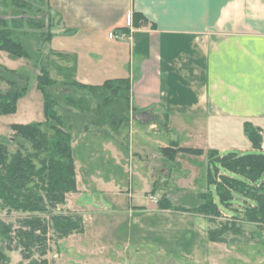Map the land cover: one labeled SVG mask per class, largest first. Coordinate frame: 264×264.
Instances as JSON below:
<instances>
[{
	"label": "crops",
	"instance_id": "obj_1",
	"mask_svg": "<svg viewBox=\"0 0 264 264\" xmlns=\"http://www.w3.org/2000/svg\"><path fill=\"white\" fill-rule=\"evenodd\" d=\"M46 2L53 33L47 44L67 54L72 79L90 85L107 80L127 83L121 93L128 96L133 113L164 116L169 129L180 133L181 139L174 142L204 151L191 155L196 164H202L197 180L198 186L206 187L204 191L212 190L209 151L221 155L257 151L246 133L247 125L259 131L264 152V0ZM66 40L67 50L63 48ZM136 117H131L134 124ZM157 122L149 121L147 126L160 135L163 131ZM114 142L99 146L98 152L107 150L120 161L124 152ZM90 174L84 172L86 178ZM152 177L148 172L150 184L155 183ZM109 180L102 185L112 184ZM80 183L77 172L78 190L67 196V214L84 218L82 198L91 190L82 189ZM114 185L117 191L120 186ZM101 206L107 207L104 202ZM152 210L178 213L141 199L129 204L134 214ZM208 240L212 241L209 236ZM79 254L75 260L85 257Z\"/></svg>",
	"mask_w": 264,
	"mask_h": 264
},
{
	"label": "rangeland",
	"instance_id": "obj_2",
	"mask_svg": "<svg viewBox=\"0 0 264 264\" xmlns=\"http://www.w3.org/2000/svg\"><path fill=\"white\" fill-rule=\"evenodd\" d=\"M29 1L30 6H15L11 0H0V17L8 19L10 24L12 17L23 19L20 29L27 32L36 31L35 20H43L47 26L44 14L49 10L45 2ZM46 26L37 30L43 40L47 36ZM63 48L67 50V40ZM38 50L41 61L53 78L61 82L74 81L67 70V54L51 49L47 41L41 43ZM0 64L26 74L24 83L27 90L19 98L16 110L12 113H0V136L12 138L13 124L46 121L44 95L37 81L41 66L31 58L16 56L4 50H0ZM118 84L123 88L128 85L125 82ZM0 87L3 90L9 89L3 81H0ZM59 92H67V89L61 87ZM122 101L124 98L118 101L120 104H117V108ZM129 109L131 117L137 116V123L134 124L130 117L129 126L123 125L124 129L108 126L95 131L90 129L79 134L78 138H81L77 140L78 143L77 136L75 137L73 146L76 173L81 177V188L91 190V194L84 196V200L82 198V202L86 203V206L81 207L85 230L62 239H58L54 231H51L46 255L49 264H264V227L260 225L240 221L241 232L235 234L230 231L227 242L213 243L208 240L207 231L210 227L219 228L225 222H233L231 210H226L223 216L216 218L215 223L209 222L205 215L196 211L186 214L180 213L181 211L160 213L152 210L135 214L129 211L132 200L151 201L155 206L162 197H167L174 204L183 205V202L189 201L187 193L205 192L206 189L204 185L198 186L197 177L202 173V164H196L195 157H191L193 154H180V151L174 162H169L162 154L160 145L168 146L173 140L181 139L179 132L169 129L164 116H146L139 114V111L133 113L131 107ZM153 120L158 121L157 127L163 131L160 135L154 127L147 126ZM126 134H129L130 140H126ZM111 140L123 149L124 155L120 161L115 160L107 150L98 152L99 146ZM121 142L130 143L128 153L120 145ZM190 143L195 145L193 141ZM19 147V143L11 139L10 151L14 153ZM91 153L94 158L90 157ZM219 167L221 174L228 173L222 166ZM85 171L90 172L91 177L86 178ZM148 172L153 175L152 182L155 183L150 184ZM82 176L85 177L83 181ZM108 177L112 184L102 185L101 182ZM115 183L120 186L117 191ZM212 191L216 202L224 208L225 205L219 200L213 186ZM101 202L107 207L101 206ZM241 205L243 199L238 196L234 206L241 208ZM108 206H116L119 211L113 212L115 208ZM50 213L42 212L39 215L49 217ZM52 213L67 214V203L58 206ZM27 214L0 206V220L13 223L15 227L19 226V220ZM0 247L9 258L7 264H29L30 261L23 257V248L18 247L17 240L10 242L0 237ZM82 253L85 257L81 258L80 263L81 259L75 260V257Z\"/></svg>",
	"mask_w": 264,
	"mask_h": 264
},
{
	"label": "trees",
	"instance_id": "obj_3",
	"mask_svg": "<svg viewBox=\"0 0 264 264\" xmlns=\"http://www.w3.org/2000/svg\"><path fill=\"white\" fill-rule=\"evenodd\" d=\"M39 1L47 5L46 0ZM11 2L15 6H30L31 3L29 0ZM44 15L47 26L43 20H35L34 32L20 29L23 19L12 17L10 24L8 19L0 17V50L31 58L41 66L37 81L44 95L46 121L16 123L12 125L14 137L0 136V206L28 213L19 220L18 227L0 220V237L10 242L17 240L18 247L23 248L22 255L30 261L29 264H49L46 255L51 231H54L58 239H62L74 233H83L85 230L83 216L52 213L58 206L67 203L69 193L77 190L73 146L75 137L78 138L84 131H95L105 126L124 129L123 125L129 126L131 117L130 100L121 93L128 85L123 88L118 84L124 81L107 80L101 85H90L76 80L61 82L52 77L50 70L41 61V53L38 50L41 43L53 37L52 16L49 11ZM45 26L47 36L43 40L37 30ZM25 77V73L0 64V81L9 87L8 90L0 87V113H12L16 110L19 98L27 90ZM116 84L118 86H115ZM61 87L67 89V92H59ZM123 98V104L117 108V104H120L118 101ZM246 133L257 151H233L224 155L217 150L208 152V185L215 187L219 200L225 205L224 208L216 202L212 190L187 193L189 201L183 202V205H176L169 198L162 197L158 202L159 208L200 212L213 223L216 218L223 216L226 210H231L233 222H225L219 228H209V239L215 242H227L230 231L240 233V221L264 227L262 137L259 131L250 125L246 126ZM129 137V134H126V140ZM11 139L20 145L14 153L9 148ZM120 145L129 152V142H121ZM180 151L195 155L204 153L201 149L180 147L174 141L161 148L162 154L169 162L176 161ZM219 166L228 173L221 174ZM238 196L243 199L241 208L234 206ZM42 212L51 213L49 217H42L39 215ZM36 254L39 257H34ZM8 262V256L0 247V264Z\"/></svg>",
	"mask_w": 264,
	"mask_h": 264
},
{
	"label": "built area",
	"instance_id": "obj_4",
	"mask_svg": "<svg viewBox=\"0 0 264 264\" xmlns=\"http://www.w3.org/2000/svg\"><path fill=\"white\" fill-rule=\"evenodd\" d=\"M131 19H132V14H129L128 15V23L129 24H131ZM111 35V37H114V34L112 33V34H110Z\"/></svg>",
	"mask_w": 264,
	"mask_h": 264
}]
</instances>
